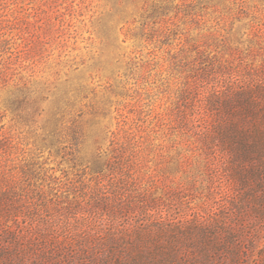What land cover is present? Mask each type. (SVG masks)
<instances>
[{
  "label": "rangeland",
  "instance_id": "rangeland-1",
  "mask_svg": "<svg viewBox=\"0 0 264 264\" xmlns=\"http://www.w3.org/2000/svg\"><path fill=\"white\" fill-rule=\"evenodd\" d=\"M219 60H264V0H0V185L88 200L108 173L96 157L118 146L131 186L182 206L225 199L184 98Z\"/></svg>",
  "mask_w": 264,
  "mask_h": 264
},
{
  "label": "trees",
  "instance_id": "trees-1",
  "mask_svg": "<svg viewBox=\"0 0 264 264\" xmlns=\"http://www.w3.org/2000/svg\"><path fill=\"white\" fill-rule=\"evenodd\" d=\"M229 64L219 60L213 83L184 97L202 152L217 160L211 180L220 169L225 177V199L182 206L131 186L132 154L113 146L94 161L108 173L94 177L88 200L42 205L0 185V264H264V60Z\"/></svg>",
  "mask_w": 264,
  "mask_h": 264
}]
</instances>
